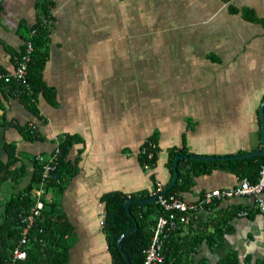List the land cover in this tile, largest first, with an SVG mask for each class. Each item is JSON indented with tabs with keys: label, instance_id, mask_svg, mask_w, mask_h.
Here are the masks:
<instances>
[{
	"label": "crops",
	"instance_id": "obj_1",
	"mask_svg": "<svg viewBox=\"0 0 264 264\" xmlns=\"http://www.w3.org/2000/svg\"><path fill=\"white\" fill-rule=\"evenodd\" d=\"M38 1L7 0L0 8V71L16 69L41 17ZM44 1L52 14L42 71L46 91L33 108L14 90L0 88V158L8 161L12 144L17 166L26 170L20 182L4 185L1 198L32 182L38 156H51L57 138H71L68 164L61 167L64 185L47 194L72 226L71 264H113L101 224L104 197L151 196L156 182L169 190L177 155H187L178 170L188 179L176 194L189 203L259 173L255 156H188L262 149L264 0ZM33 127L37 138L26 134ZM149 139L158 149L151 170L142 160ZM178 227L186 242L223 230L219 244L205 239L196 247L197 262L219 264L231 253L241 264L264 258V213L252 196L216 199Z\"/></svg>",
	"mask_w": 264,
	"mask_h": 264
},
{
	"label": "trees",
	"instance_id": "obj_2",
	"mask_svg": "<svg viewBox=\"0 0 264 264\" xmlns=\"http://www.w3.org/2000/svg\"><path fill=\"white\" fill-rule=\"evenodd\" d=\"M37 6L41 7V17L26 37V39L30 38L34 43V52L28 69L30 88L15 80L10 83H0V88L8 87L14 90L21 96V99L27 104L32 105L33 108L37 95L47 89L43 82L42 71L47 59L45 47L51 32L50 23L52 20L50 4L47 1L39 0ZM33 29L36 32L31 34ZM26 134L30 138H37L36 132H31V128H28ZM149 140L156 144L154 139ZM59 141L62 153L58 164V176L46 185V192L43 195L45 205L42 216L30 230V239L23 246V249L27 252V256L23 260L13 261V251L20 244L25 227L23 218L36 205V192L42 183V165L37 159L32 182L18 193L13 194L8 200L3 201L1 193L4 185L9 181L20 182L25 176L26 170L25 165L17 166L19 158L15 154V147L12 144L7 146L8 161L5 162L0 158V264H71L70 251L75 244L72 226L64 215L60 214L58 203L55 200L47 198L50 189L61 190L64 185L61 167L68 164L66 155L72 139H59ZM152 151H154L155 156L151 160L148 159L147 154L142 153L144 166L145 164H150L151 167L155 165L158 151L157 144L156 148L152 149ZM180 152L182 153V151ZM172 155V157H175L176 153ZM254 159L259 160L254 166H258V171L260 172L264 164V155L255 156ZM244 160H240L239 162H243ZM248 160H252V158ZM179 174L178 182L172 189L167 190L166 195L179 193L185 189L188 176L183 172H179ZM258 175L259 173L255 174V177H252L251 180L256 181ZM149 197L151 196L147 195V197H144L140 194L127 195L121 192L110 193L104 197L106 206L105 232L110 245L113 264H129L123 254V250L129 255L132 264H145V249L152 242L153 227L159 216L165 214V210L160 203L139 204L137 202V200ZM129 199L134 200L130 208L139 226L135 231L123 238L121 249L118 246L119 237L135 226V221L125 208V204ZM180 232L181 228L178 227L170 233L163 249L165 259L158 264H211L207 260H200L198 262L194 260L196 247L205 239L210 246L219 244L223 237V230L217 228L215 232L197 234L187 242V239L179 237ZM219 264L241 263L237 254L231 253L223 258ZM258 264H264V258Z\"/></svg>",
	"mask_w": 264,
	"mask_h": 264
},
{
	"label": "built area",
	"instance_id": "obj_3",
	"mask_svg": "<svg viewBox=\"0 0 264 264\" xmlns=\"http://www.w3.org/2000/svg\"><path fill=\"white\" fill-rule=\"evenodd\" d=\"M36 31L33 29L31 34ZM34 52V43L29 38L24 42V49L16 60V69L14 72L0 71V83H10L14 80L22 85L30 88L28 81V69L32 60ZM35 127L31 128V132L35 131ZM56 148L51 156L45 157L38 156V161L42 165V183L40 188L37 189L36 205L32 207L31 211L23 218L25 227L22 232L20 244L13 251V261L23 260L27 256V252L23 249L29 241L30 230L35 226L37 220L42 216L44 209L43 195L46 192V185L52 182L58 176V164L61 156L60 141L57 138ZM156 148V144L147 140L142 148V153L148 155V159L154 158L155 153L152 151ZM145 169L151 170L150 164H145ZM167 188L160 182H156V186L151 193V197L156 196L157 202L164 208L165 214L161 215L155 227L153 228V236L151 244L145 249V264H158L164 261L165 255L163 253L164 244L170 233L178 228L180 223L187 222L188 214L197 213L205 210L206 206L212 204L216 199L232 198L235 196H252L255 198L259 210L264 213V164L259 172L258 179L251 181L245 177L241 180L239 186L232 189H216L206 192L197 203H189L183 200L180 195L176 193L166 195ZM247 215V211L242 213ZM101 224L104 226L105 221L102 220Z\"/></svg>",
	"mask_w": 264,
	"mask_h": 264
},
{
	"label": "water",
	"instance_id": "obj_4",
	"mask_svg": "<svg viewBox=\"0 0 264 264\" xmlns=\"http://www.w3.org/2000/svg\"><path fill=\"white\" fill-rule=\"evenodd\" d=\"M1 0H0V8H1ZM5 7V6H3ZM260 121H261V136H262V149L258 150V151H254L251 153H247V154H243V155H236V156H224V157H217V156H208V155H202V154H193V155H189L188 157L192 158V159H200V160H216V159H238V158H247V157H253V156H257V155H264V100L262 101L261 105H260ZM187 156V155H186ZM185 155H177L175 160H174V165H175V177L174 180L172 182V184L170 185V189H172L175 184L178 181L179 178V170H178V163L179 160L184 159L186 157ZM158 200V198L156 196L154 197H149V198H145V199H140L137 200V202L139 204H148V203H156ZM134 202L133 199H129L126 204H125V208L126 210L130 213L131 217L133 218V220L135 221V226L133 228H131L130 230L124 232L118 239V246L119 248L122 249V240L123 238L128 235L129 233L135 231L138 228V222L136 221L135 216L133 215V213L131 212V204ZM123 254L125 255V257L127 258L129 264L131 263L130 257L129 255L123 250Z\"/></svg>",
	"mask_w": 264,
	"mask_h": 264
},
{
	"label": "flooded vegetation",
	"instance_id": "obj_5",
	"mask_svg": "<svg viewBox=\"0 0 264 264\" xmlns=\"http://www.w3.org/2000/svg\"><path fill=\"white\" fill-rule=\"evenodd\" d=\"M6 2H7V0H1V6H5Z\"/></svg>",
	"mask_w": 264,
	"mask_h": 264
},
{
	"label": "rangeland",
	"instance_id": "obj_6",
	"mask_svg": "<svg viewBox=\"0 0 264 264\" xmlns=\"http://www.w3.org/2000/svg\"><path fill=\"white\" fill-rule=\"evenodd\" d=\"M52 195H53V192H50L49 195H48V197H51Z\"/></svg>",
	"mask_w": 264,
	"mask_h": 264
}]
</instances>
